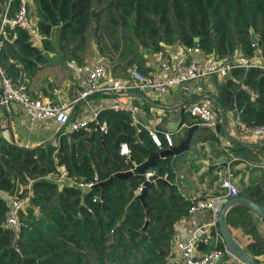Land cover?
<instances>
[{
    "label": "trees",
    "instance_id": "1",
    "mask_svg": "<svg viewBox=\"0 0 264 264\" xmlns=\"http://www.w3.org/2000/svg\"><path fill=\"white\" fill-rule=\"evenodd\" d=\"M34 1L36 28L45 38V50H53L51 39L58 29L61 50L74 60H81L92 40L110 65L119 62L138 70L144 62L143 52L159 53L164 46L176 43L212 55L215 60L238 55L251 59L259 52L264 57V0ZM20 2L15 0L12 6ZM4 5L5 0H0V13ZM251 31L259 38L257 46L251 42ZM46 62L30 31L5 30L0 63L12 81L23 84L22 74L31 78ZM219 99L223 109L235 108L247 125L264 128V70L235 67L232 77L223 83ZM100 119L106 120L107 133L96 124L80 131L60 132L59 146L50 142L35 148L21 147L5 142L0 133V192L15 195L21 183H31L33 191V204L21 213L19 236L5 226L10 205L0 195V264H185L175 251L174 237L176 224L188 215L191 202L175 184L177 170L172 158L159 160L158 170V175L168 173L170 182H147L144 199L137 197V190L145 174L116 177L88 194L49 177L56 170L57 160L79 181L91 180L95 172L106 180L133 169L151 151L159 150L150 130L135 124L130 111L103 109ZM202 128L211 131L210 127ZM205 139L218 141L214 132ZM124 142L130 156L120 154ZM247 149L242 146L235 151ZM245 194L264 206L257 189ZM250 211L246 204L231 206L226 223L242 227L251 236L246 250L258 258L264 256V238ZM212 248L206 245L203 251Z\"/></svg>",
    "mask_w": 264,
    "mask_h": 264
},
{
    "label": "crops",
    "instance_id": "2",
    "mask_svg": "<svg viewBox=\"0 0 264 264\" xmlns=\"http://www.w3.org/2000/svg\"><path fill=\"white\" fill-rule=\"evenodd\" d=\"M27 2L30 16L37 24V5L34 0H27ZM1 18L2 13H0V20ZM58 35L59 32L56 29L51 39L53 50L47 51L44 48L45 38L37 28L32 34L35 46L41 49L47 59L35 76L30 78L23 74V84L33 96L54 102L59 101L62 97L68 98L73 104V117H86L94 111L101 112L103 109H110V105L113 103L135 107V124H142L147 129L156 132L162 142V147H159V150L170 147L166 144L164 133L170 132L173 135V146H175L187 137L189 127L198 124L199 129L194 132L191 143L193 152L186 151L176 158L175 184L183 197L191 202L192 199L198 197L209 198L216 192L221 193L223 189L219 185L220 175L226 174L229 169L233 181L240 191L239 195L246 196V190L257 189L264 200V132L255 135L241 130L238 126L240 116L236 109L232 108L227 111L222 108L219 97L222 85L227 79L211 75L181 84L165 94L154 89L112 90L109 87L117 80L129 83L131 81L130 71L134 68L137 69L136 66L124 67L116 62L110 65L108 69L110 74L102 82L103 88L89 95L85 100L79 99L83 88L82 79L90 71L95 61L103 55L100 54L96 43L92 40L81 60H74L68 52L61 50V45L57 40ZM142 55L144 62L140 72L148 71L149 74L166 75L173 74L178 65L193 59H215L212 55L205 56L199 50H190L181 43L164 46L159 53L143 52ZM242 86L247 88L245 85ZM206 98L212 99L218 116L217 125L220 130H217V126L211 128V131L218 137V141L205 139L208 133L202 128L204 125L196 122L189 111L192 104ZM3 130H8L11 142L21 147L35 148L45 143L54 142L56 145L59 143L57 135L60 131L53 120L32 121L24 108L17 104L7 108L0 107V133ZM203 146L205 147L203 148ZM242 146H247L248 149L243 153L235 151ZM169 158H172L171 161L174 163V158ZM204 162H207V165L203 166ZM192 163L199 164L200 169L191 170ZM224 163L230 164L225 166ZM206 169H208V173H205L203 179L199 181L198 177L202 176ZM150 170L154 171L153 168L148 171ZM214 174H218L219 177H214ZM210 176L212 184L209 185L207 182L210 180ZM0 195L4 198L8 197V200L11 198L5 192H0ZM237 204L244 203L235 205ZM250 214L254 216V223L264 238V218L254 211H250ZM210 216L211 212L208 210L188 214L176 224V233L183 236L194 229L196 225H202L209 221ZM227 227L234 240L246 249V244L252 241L251 236L242 227L236 228L228 224ZM211 243L212 241L207 242L206 245L210 246ZM257 259L260 261L259 264H264V256H259ZM228 260L229 257L226 256L224 261Z\"/></svg>",
    "mask_w": 264,
    "mask_h": 264
},
{
    "label": "built area",
    "instance_id": "3",
    "mask_svg": "<svg viewBox=\"0 0 264 264\" xmlns=\"http://www.w3.org/2000/svg\"><path fill=\"white\" fill-rule=\"evenodd\" d=\"M15 0H5V5L0 20V52L3 49V36L5 30L21 28L34 34L36 31V23L30 16L29 5L27 0H21L19 6L14 7ZM249 69L258 67L264 70V57L259 52L254 58H247L242 55L228 58L225 60H215L209 58L206 60L193 59L189 62L178 65L175 72L170 75L166 74H143L138 69L130 71L131 81L129 83L117 80L112 83L109 89H154L161 93H169L181 84L197 81L211 75L228 79L232 76L235 67ZM110 67V63L103 57L98 58L87 75L82 79V91L79 99H87V97L103 88V80L105 74ZM20 105L30 116L32 121L53 120L60 132H74L86 129L91 124H96L98 129L104 133L108 131L106 120L100 119V112L94 111L86 117H73V104L66 97L60 98L58 102L47 100L39 96H33L24 84H17L12 81L11 77L6 74L0 63V107H9L10 105ZM110 109L114 111L126 110L133 115V121L136 123L134 116L135 107H126L120 103H113ZM191 116L201 120L204 126L215 128L218 124V116L214 109L211 98H206L200 102H196L189 108ZM241 130L250 132L251 134H262L264 128L261 126H249L243 121L238 124ZM150 135L158 147H162V142L156 132L150 130ZM165 140L169 146H173L174 137L170 132L164 133ZM120 154L130 156L131 150L127 143H121ZM237 159V158H235ZM230 163H228L229 165ZM227 165V166H228ZM49 177L59 183L63 182L70 186H89L92 187L96 183L102 181L99 173L95 172L93 178L89 181H79L72 177L66 164H58L56 170L49 174ZM164 179L168 182L169 174H155L154 171H147L145 179L140 183L137 194H140L149 181H158ZM223 191L209 198L198 197L192 199L188 214H194L198 211L208 210L211 212L209 221L202 225H196L194 229L188 231L185 235L180 236L176 233L174 237L175 251L185 264H249L239 256L231 253L224 243L222 237L219 218L220 212L228 200L232 197L239 196V189L233 181L231 171L228 169L222 178ZM30 204L29 197H11L9 199V210L5 215V226L15 236H19L22 230L21 213ZM212 231L213 235H212ZM200 241H212L213 248L207 252L198 250ZM223 243V246H219ZM228 256L229 260L224 261Z\"/></svg>",
    "mask_w": 264,
    "mask_h": 264
},
{
    "label": "water",
    "instance_id": "4",
    "mask_svg": "<svg viewBox=\"0 0 264 264\" xmlns=\"http://www.w3.org/2000/svg\"><path fill=\"white\" fill-rule=\"evenodd\" d=\"M95 16H96V12L93 11L92 17L95 18ZM196 41H198V39H196ZM251 42L254 46H257L259 44V38L256 36L254 31H251ZM23 81H24V75L22 74L20 82L23 83ZM56 102H58V101H56ZM198 129H199L198 124L192 125L191 127H189L187 137L183 141H181L178 145L170 146L169 148H166V149L151 151L148 158L144 162L135 166L133 169L118 172V173L112 175L110 178L96 183L92 187L78 186V188L84 194H88L93 189L104 188L106 185L112 183L116 177L128 178L129 176H131L133 174H145L150 168H153L155 174H158V170H159L158 162H159V160L166 159L169 157H173L174 158L173 162L175 163L176 158L179 155L183 154L186 151H192L193 152V149L191 147V143L193 140L194 132ZM217 130L218 131L220 130L219 125H217ZM1 135H2L5 142L12 143L8 130H3L1 132ZM227 164L228 163H224L225 166ZM160 180L169 183L168 181H166L164 179H160ZM146 192H147V188L145 187L143 189V191L137 195V197L140 199H144ZM236 203H244V204L248 205L255 213H257L258 215H260L261 217L264 218V206L257 203L253 199L246 197V196H243V195H239V196L230 198L228 200V202L222 208V210L220 212V218H219V226H220V231H221L222 237L224 239V243L231 253L239 256L240 258L245 260L247 263L259 264L257 258L253 257L249 252H247L246 249L243 248L242 245L237 243L234 240V238L231 236V234L228 230L227 223H226V214L228 213L231 206L235 205ZM30 204H33V197H30ZM148 224L149 223L147 221L144 229H146ZM213 232L214 231H212V235H213ZM205 247H206V243L204 241H200L198 244V250L203 251Z\"/></svg>",
    "mask_w": 264,
    "mask_h": 264
},
{
    "label": "rangeland",
    "instance_id": "5",
    "mask_svg": "<svg viewBox=\"0 0 264 264\" xmlns=\"http://www.w3.org/2000/svg\"><path fill=\"white\" fill-rule=\"evenodd\" d=\"M235 56H233V58H234ZM209 59V58H208ZM109 71H107V73L105 74V77H107V76H109ZM212 133L213 131H207L206 133H208L207 135H209L210 133ZM64 134H65V132H63ZM197 136V135H196ZM195 136V137H196ZM205 136V135H204ZM194 137V138H195ZM57 145L59 146L60 145V143H57ZM205 146H203V148H204ZM205 152V149H204V151H203V153ZM56 154H57V152H55L54 153V155H53V157L56 159ZM58 165V161L56 160V163H55V166L54 167H56ZM203 166L204 165H207V162H204L203 164H202ZM199 164H196V163H192V165H191V170H193V169H197V170H199L200 168H199ZM220 169V168H219ZM205 172H203V174H202V176H200V177H198V179H199V181L200 180H202L203 179V177H204V175H205V173H208V169H206V170H204ZM190 173H193V171H190ZM225 174H223V175H220V178H221V182H220V186H222L221 184H222V178H223V176H224ZM214 177H219V175L218 174H214ZM211 176H210V180L207 182V184H212L211 183ZM194 181V180H193ZM195 181H197V180H195ZM61 185L63 184V182H61L60 183ZM24 189H26V190H28L27 192H24L23 190ZM23 194V196H20V194ZM217 193H219V192H216L215 194H217ZM8 195V194H7ZM9 196H11V195H9ZM14 196H17V197H33V191H32V184L31 183H24V184H19L18 185V189H17V192H16V194L15 195H12L11 197H14ZM7 200H8V197L6 198ZM38 209L39 208H36V210L38 211ZM243 246V245H242Z\"/></svg>",
    "mask_w": 264,
    "mask_h": 264
}]
</instances>
